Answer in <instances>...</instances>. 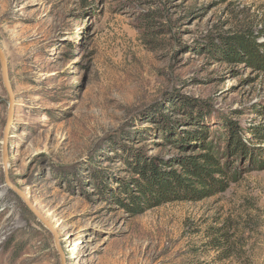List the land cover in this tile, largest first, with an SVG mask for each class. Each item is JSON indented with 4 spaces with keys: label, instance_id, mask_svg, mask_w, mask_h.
<instances>
[{
    "label": "rangeland",
    "instance_id": "374dc122",
    "mask_svg": "<svg viewBox=\"0 0 264 264\" xmlns=\"http://www.w3.org/2000/svg\"><path fill=\"white\" fill-rule=\"evenodd\" d=\"M0 45V264H62L6 175L66 264H264V0H0ZM204 142L226 191L131 208Z\"/></svg>",
    "mask_w": 264,
    "mask_h": 264
},
{
    "label": "trees",
    "instance_id": "16d2710c",
    "mask_svg": "<svg viewBox=\"0 0 264 264\" xmlns=\"http://www.w3.org/2000/svg\"><path fill=\"white\" fill-rule=\"evenodd\" d=\"M201 150L197 154L186 156L182 171L172 170L173 174L164 185H154L147 170H140L144 181L137 183L140 194L129 193L133 203L131 208L138 213L142 207L150 209L168 202L198 201L226 191L229 184L239 178V169L234 167V171H231L221 161L220 151L213 142H204ZM224 154L227 156L228 153ZM251 167L264 169V157L253 161Z\"/></svg>",
    "mask_w": 264,
    "mask_h": 264
},
{
    "label": "water",
    "instance_id": "95a60500",
    "mask_svg": "<svg viewBox=\"0 0 264 264\" xmlns=\"http://www.w3.org/2000/svg\"><path fill=\"white\" fill-rule=\"evenodd\" d=\"M0 61L2 65V71H3V76H4V82L5 86L8 91L9 95V114L7 118V123L5 126V131H4V145H3V163L5 165V168L7 169L8 166V147H9V137L11 135V130L13 127V122H14V115H15V96L14 92L12 90V87L10 85V79H9V73H8V65H7V60L6 56L4 54V51L0 45ZM6 182L9 187H11L26 203L28 208L37 216V218L52 232L55 238V243L58 248V251L61 255V260L62 264H66L65 261V256L62 252V249L59 245V236L58 232L55 229V227L52 225V223L36 208L34 203L29 199L28 195L20 190L18 187H16L9 179L8 175H6Z\"/></svg>",
    "mask_w": 264,
    "mask_h": 264
}]
</instances>
